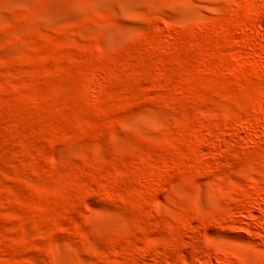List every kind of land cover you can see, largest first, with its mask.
Listing matches in <instances>:
<instances>
[{
	"label": "rangeland",
	"instance_id": "obj_1",
	"mask_svg": "<svg viewBox=\"0 0 264 264\" xmlns=\"http://www.w3.org/2000/svg\"><path fill=\"white\" fill-rule=\"evenodd\" d=\"M0 264H264V0H0Z\"/></svg>",
	"mask_w": 264,
	"mask_h": 264
},
{
	"label": "bare ground",
	"instance_id": "obj_2",
	"mask_svg": "<svg viewBox=\"0 0 264 264\" xmlns=\"http://www.w3.org/2000/svg\"><path fill=\"white\" fill-rule=\"evenodd\" d=\"M201 3V2H200ZM185 11V10H184Z\"/></svg>",
	"mask_w": 264,
	"mask_h": 264
}]
</instances>
